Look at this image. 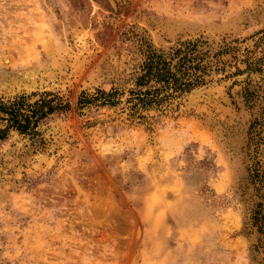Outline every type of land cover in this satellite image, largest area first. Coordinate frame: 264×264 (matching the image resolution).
<instances>
[{
	"label": "rangeland",
	"instance_id": "1",
	"mask_svg": "<svg viewBox=\"0 0 264 264\" xmlns=\"http://www.w3.org/2000/svg\"><path fill=\"white\" fill-rule=\"evenodd\" d=\"M20 97L0 264H264V0H0Z\"/></svg>",
	"mask_w": 264,
	"mask_h": 264
},
{
	"label": "trees",
	"instance_id": "2",
	"mask_svg": "<svg viewBox=\"0 0 264 264\" xmlns=\"http://www.w3.org/2000/svg\"><path fill=\"white\" fill-rule=\"evenodd\" d=\"M147 65V73L150 72V69L154 67L156 69L154 76L161 81H168V77L166 75H168L169 72H161L160 67H158V63L153 65V63L150 61ZM18 99L19 100L4 101L0 98V140L5 138L8 130L12 127L19 131L26 130L30 118L35 117L38 115V113H40L38 117H42L51 109L49 106L48 111L44 112V108L39 106V109L35 108V110L30 112V114L22 113L20 111V107L23 104V97ZM37 103L38 101H36L34 104L36 105ZM29 106H31V104H29Z\"/></svg>",
	"mask_w": 264,
	"mask_h": 264
}]
</instances>
